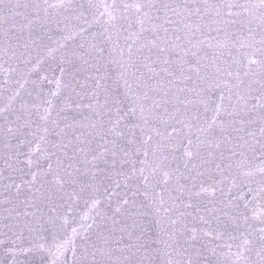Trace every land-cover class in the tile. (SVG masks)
<instances>
[{"label": "snow or ice", "instance_id": "6c2138e0", "mask_svg": "<svg viewBox=\"0 0 264 264\" xmlns=\"http://www.w3.org/2000/svg\"><path fill=\"white\" fill-rule=\"evenodd\" d=\"M0 264H264V0H0Z\"/></svg>", "mask_w": 264, "mask_h": 264}]
</instances>
